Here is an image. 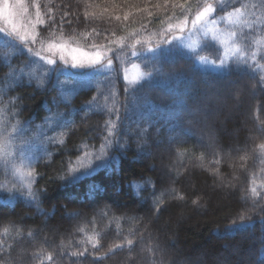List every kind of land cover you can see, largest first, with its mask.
<instances>
[{"label": "trees", "instance_id": "16d2710c", "mask_svg": "<svg viewBox=\"0 0 264 264\" xmlns=\"http://www.w3.org/2000/svg\"><path fill=\"white\" fill-rule=\"evenodd\" d=\"M249 2L264 8V0H227L216 13ZM24 3L42 17L30 47L67 40L106 52L112 65L65 105L57 77L69 81L63 90L70 91L72 78L63 73L85 70L45 65L24 44L12 38L6 44L0 32V95L15 109L8 119L19 120L31 139L12 147L11 155L0 154V264H264V69L232 61L221 71L203 70L195 54L174 41L179 32L172 25L189 20L208 0ZM145 43L153 51L130 47ZM220 50L207 39L196 54L218 61ZM162 53L175 61L163 63L164 73L180 75L134 92L148 84ZM37 64L58 70L43 87L28 83ZM132 65L145 78L129 85L124 72ZM13 70H23L19 82L9 76ZM101 92L112 94L107 108H118L121 119L83 107ZM56 111L75 121L71 130L46 124ZM108 129L121 145L110 152L108 167L76 183L61 181L68 161L96 152ZM29 181L40 190L38 204L26 196Z\"/></svg>", "mask_w": 264, "mask_h": 264}, {"label": "snow or ice", "instance_id": "6c2138e0", "mask_svg": "<svg viewBox=\"0 0 264 264\" xmlns=\"http://www.w3.org/2000/svg\"><path fill=\"white\" fill-rule=\"evenodd\" d=\"M4 3H7V0H3ZM18 3H22V0H17ZM38 7V6H37ZM182 7V6H181ZM26 11V9H23ZM104 11H107L105 9ZM214 11L213 5L208 3L206 4L202 10H200L195 17V20L192 21L193 24L200 21L203 17L207 16L209 13H212ZM12 12L9 10V16H11ZM37 16L40 15L39 11H37ZM67 15V13H65ZM151 15V13H149ZM232 15H242L241 9L239 7L235 8L233 12L229 13V16ZM116 20H120V16L115 17ZM128 16H124V20H127ZM95 31V29L93 30ZM0 32L4 33L5 36V43H8V40L11 39L12 34L9 32H5L3 29H0ZM97 35H100L99 32H97ZM232 35H235V33H232ZM18 39L24 44V46L28 49V52L30 55L34 57H38L39 60L43 61L45 65H55L57 61L55 59L46 57L41 55V51L35 50L32 47L29 46V44H35L36 43V37L23 35L19 36ZM244 40H247V35L244 36ZM139 41H137L138 43ZM93 48L97 47L95 44L92 45ZM67 48L66 43H50L47 46V51L49 53H52L54 51H58L61 53L60 60L64 62L65 65L69 64L68 59L63 55ZM73 52L77 51V49L73 48ZM171 50H169L170 52ZM103 53L100 51H96L93 55H86L85 58H78L77 56H72L71 58V64L70 67L73 69H83L85 71H75V72H64L63 74L66 76H71L72 83L74 84V87L70 91H64L63 87L67 83H69L68 80L61 81L56 79L55 83L60 86L62 89L61 91V102L65 105L70 104V100L73 94H75L76 90L80 87H86L91 83V79L94 77L95 74H98L102 71V68H97L96 65L100 64L102 59ZM162 59L158 58L157 62L152 65V71L147 73L146 79L148 81V84L141 85L139 89H133V91H141L143 88L147 87L151 83H155L158 81L159 78L170 76V77H178L180 73H171V74H165L163 71V63L167 62L172 65H174L175 61L167 54L162 53L161 54ZM27 63V62H26ZM31 63L36 64V61H32ZM112 60H107V67H111ZM218 67H223V64L219 65ZM91 70V71H88ZM54 71H58L57 69H52L48 67H42L41 65L37 64L35 68H32V70L27 73L29 79L28 83L31 84L33 80L37 82V87H43L46 82H49L51 80V75ZM23 70H21V73ZM21 73H16L15 70H13L12 73L9 74V76L15 81L19 82ZM260 82H264V75L259 77ZM264 86V85H262ZM125 91H129L127 88ZM100 97L103 98L105 101L104 105H101L100 103ZM100 97H93L92 100L87 101L86 104L83 106L86 108L87 111H109L114 112L117 115V119H121L119 116V109L113 107L112 109L107 108V102L112 99V94L109 93L105 95L103 92L100 93ZM9 104H11V101H9ZM127 110V109H125ZM16 112L14 108H9L8 105L4 104L3 102V96L0 95V154L2 155H11L10 149L17 145H27L31 143V139L27 137V128L21 124L19 120H9L8 117L12 116L15 117ZM68 116H71V113H68ZM176 119H180V114H176ZM55 123L58 128L61 130H71L72 127H74L75 121L72 119H68L65 117L64 113H61L59 111L52 112L51 115L46 118V124L50 125ZM189 123H193V121H189ZM40 126H38L39 128ZM114 127V126H113ZM108 134L104 137V142L101 144L100 148L96 152H84L82 156H78L77 160L75 162L69 160L68 166L66 169H62L63 174L59 177L61 181L64 183H76L80 181L82 178L90 177L96 172H98L101 169H104L108 167L109 162L112 159V156L110 152L112 150H117L121 147L119 140H113V130L108 129ZM116 135H119L118 133ZM49 141L53 138H48ZM87 147H94V145H89ZM262 149H264V144L260 145ZM23 150L22 148L20 149ZM80 151L79 149L77 150ZM32 173H29L31 175ZM39 191H33L31 189V182L29 181L26 196L27 198L33 202V203H39ZM253 193H256V189H252ZM21 195H25L24 192H21ZM162 203V201L158 200L157 204ZM258 204V201L253 202V207H256ZM159 208H157V211ZM264 211V208L261 209ZM242 224H250L251 220L246 219L245 217H241ZM264 222V221H262ZM231 228L237 227V225L230 226ZM133 242L131 240L128 241V244L131 245ZM82 255V253H80ZM75 255V254H74ZM51 258V257H49Z\"/></svg>", "mask_w": 264, "mask_h": 264}, {"label": "rangeland", "instance_id": "374dc122", "mask_svg": "<svg viewBox=\"0 0 264 264\" xmlns=\"http://www.w3.org/2000/svg\"><path fill=\"white\" fill-rule=\"evenodd\" d=\"M225 1L227 0H208L213 5L214 11L195 24L192 21L195 20L196 14L199 11L189 20L182 19L172 25V28L179 32L175 35L174 41L188 52L194 53L196 64L203 70L221 71L232 61H246V64H254L255 71L264 69V8L259 9L260 6H257L259 5L257 2H249L237 6L241 9L242 15L229 16V13L233 12L237 7L218 15L216 7ZM23 9H26V11ZM9 10L12 12L11 16H9ZM37 11L39 10L36 8L30 11L24 0H22V3H18L17 0H7V3H4L3 0H0V29L11 33L12 39L23 44L18 39L19 36L34 35L36 37V27L42 22L41 14L37 16ZM232 33H235V35H232ZM245 35H247L246 41L244 40ZM207 39L221 49L218 61L196 54L202 42ZM145 42L148 41L145 40ZM50 43H66L67 48L63 55L68 59V65H65L60 60V52L54 51L49 53L47 51V46ZM38 44L37 50L41 51V55L55 59L57 63L63 65L66 71L82 70L70 67L72 56L83 59L85 58V54L93 55L96 51L103 53L101 62L96 67L102 69L109 68L107 67V61L105 62L108 54L99 49H84L67 40L38 42ZM130 47L134 51H137V48L144 51L153 48L151 44L147 45V43L141 45L135 44L134 46L131 44ZM73 48L77 49V51L73 52ZM221 64H223V67H218ZM124 77L129 85H134L144 79L145 75L137 65H132L125 70ZM228 120L233 122L234 119L229 118ZM159 168L166 170L167 166L161 164ZM169 173L172 175L173 171L169 169ZM20 175L24 177L22 171H20ZM174 249L178 250L177 245H174ZM231 253H235V250Z\"/></svg>", "mask_w": 264, "mask_h": 264}]
</instances>
